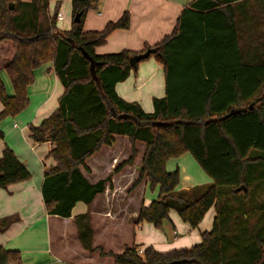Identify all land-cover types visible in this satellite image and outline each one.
Instances as JSON below:
<instances>
[{"label": "trees", "instance_id": "obj_1", "mask_svg": "<svg viewBox=\"0 0 264 264\" xmlns=\"http://www.w3.org/2000/svg\"><path fill=\"white\" fill-rule=\"evenodd\" d=\"M71 25L56 26L59 1L0 0V41L11 42L12 56L3 70L10 81L7 93L0 77V121L15 116L29 104L27 88L34 71L51 62L62 86L57 107L39 123H28V137L48 142L47 157L53 164L44 171L41 195L48 214L67 217L77 201L89 203L102 192L111 175L133 164L136 142L144 143L139 174L158 187L156 198L141 205L137 222L157 229L174 208L191 227L197 226L214 205L212 227L200 233L190 246L158 251L153 246L126 245L121 253L92 246L93 230L87 212L73 218L77 237L89 252L110 256L114 264H264V232L244 227L236 231L242 216L240 205L232 210L224 196L246 189L252 179L250 162L264 154V0H190L171 32L141 51L122 49L98 54L94 48L115 29H127V11L100 30L83 29V19L95 0H71ZM81 12L79 21H73ZM150 49L149 56L161 64L165 93L154 97L153 110L126 101L115 84L136 69L128 59ZM128 137L130 155L104 178L90 182L81 171L85 158L110 145L113 135ZM4 134L0 128V139ZM188 152L212 178L193 192L176 191L179 169L166 168L168 159ZM30 177L13 150L4 145L0 154V188ZM248 207L253 200H249ZM244 207V206H243ZM245 208V207H244ZM0 218V230L17 220ZM230 218L227 236L223 226ZM242 219V218H241ZM245 219H242V223ZM236 222V223H235ZM233 224V226H232ZM232 226V227H231ZM225 243L230 249L225 257ZM245 256V258H243ZM0 264H21L20 250L0 245Z\"/></svg>", "mask_w": 264, "mask_h": 264}, {"label": "crops", "instance_id": "obj_2", "mask_svg": "<svg viewBox=\"0 0 264 264\" xmlns=\"http://www.w3.org/2000/svg\"><path fill=\"white\" fill-rule=\"evenodd\" d=\"M189 1L95 0V8L89 9L84 16L83 29L100 30L107 22L117 20L124 11H127L130 19L129 27L113 30L106 37L105 42L95 46L94 50L98 54L122 49L132 52L141 51L145 46L152 45L171 34L182 8ZM49 2L52 7L56 0ZM71 8V0L59 2L58 9L63 14V20L66 17L70 19L66 27L59 28L56 25L59 29L70 27ZM3 65L0 66V77L6 92L12 93ZM28 88H30L27 90L29 107L31 104L36 107L33 110L21 111L15 117L20 123L1 124L2 120L0 121V128L4 134L0 139V154L4 145L9 146L30 172L28 179L0 188V218L11 214L18 217L5 230H0V245L13 249L19 247L32 254L23 264H114L112 257L101 256L96 250L89 252L81 245L73 218L76 214L84 212L90 215V225L93 230L92 246H101L104 251L114 253H121L126 245L132 244L138 245L141 249L151 245L158 251L190 246L200 241L202 231L212 227L216 213L214 205L207 209L195 227L184 222L177 212L175 215L169 211L170 223L174 227L170 235L165 233L163 223L162 227L157 229L150 222H137L140 206L147 205L152 197V194L146 196L148 183L145 178H142L135 187L130 188L139 174L144 152V143L141 141L136 142L137 157L133 164L126 165L120 171L113 173L110 181L106 182L104 190L96 194L91 202L77 201L71 215L67 217L48 214L43 205L41 183L44 171L53 164V160L46 156L51 146L48 142H33L28 137L27 124L39 123L57 107V98L62 92V86L53 72L51 62L35 69L34 80ZM115 91L124 100L137 102L144 111H152L153 98L162 97L165 93L161 64L153 56L140 60L134 71L131 70L124 80L115 84ZM34 92L37 93L36 97L30 98ZM113 138L110 145L102 144L99 150L85 158L88 170L80 167L92 183L107 176L118 163L130 155L128 137L115 134ZM251 154L260 155L262 158L250 162L252 180L248 187L225 196L226 204L234 211L244 198L253 200L250 207L244 208L240 205L243 211L240 218L235 217L236 212L231 216L236 221L239 220L236 231L245 233L248 231L241 228L248 227L264 232V154L255 150ZM180 165L183 172L182 181H179L176 191L184 190L191 193L193 192L191 188L202 189L212 182V178L201 169L188 152L170 158L166 162L168 170ZM241 218L245 219L242 223H240ZM176 228L179 235L176 233ZM166 232L169 233L170 229H166ZM13 238L15 241L12 244ZM8 242L10 244H7ZM76 244L79 246L78 249L72 251L70 247L73 248ZM35 253L40 256L34 255Z\"/></svg>", "mask_w": 264, "mask_h": 264}, {"label": "rangeland", "instance_id": "obj_3", "mask_svg": "<svg viewBox=\"0 0 264 264\" xmlns=\"http://www.w3.org/2000/svg\"><path fill=\"white\" fill-rule=\"evenodd\" d=\"M61 11V10H60ZM69 22H70V19H69V17H66V19H64L63 21H57L56 22V25L60 28V27H66V26H68L69 25ZM11 56H12V49H11V42L9 41V40H7V39H5V40H1L0 41V66L2 65V64H4L8 59H10L11 58ZM150 57H152V56H150ZM2 72V71H1ZM28 89H30V88H27V90ZM35 95H37V93H35L34 92V95L33 96H31L30 98H35L36 96ZM35 96V97H34ZM28 98H29V96H28ZM36 106L35 105H33V104H31L30 105V107H29V104L26 106V108L25 109H23L22 111L24 112V111H28V109L29 110H33L34 108H35ZM20 113V112H19ZM19 113L18 114H16L14 117H6V118H4V119H2V121H1V124L2 123H8V124H12V122H17V123H20L19 122V120L17 119V118H15L17 115H19ZM9 121V122H8ZM0 124V125H1ZM176 166V165H175ZM168 167H169V165H168ZM182 166L180 165L179 167H178V169H179V181L181 182L182 180V174H183V172H182ZM200 169V168H199ZM203 173V172H202ZM227 188H225V189H221V194H220V196H219V199H220V201L222 202V197H224L225 198V196H222L223 194H224V192H226L227 190H226ZM157 192H158V188L157 187H151L150 185H147L146 186V196H147V194H152L151 196V200L153 199V198H156V196H157ZM248 203H250V201L249 200H246V198H244L243 199V206L246 208V207H248ZM170 212L172 213V214H177L176 213V210L174 209V208H171L170 209ZM228 223L227 224H225V226H223V230L225 231L223 234L225 235V236H227V233H228V231H229V228H230V224H231V221H230V218L228 219V221H227ZM163 226H164V231H165V233L167 234V235H170L171 234V232H172V229H174V227L171 225V223H170V219H169V214H168V218L167 219H165L164 220V222H163ZM168 227V228H167ZM166 229H170V232L169 233H167L166 232ZM179 230V229H178ZM176 233H177V235H179V233L177 232V228H176ZM264 234V233H263ZM109 240L111 239V237H107ZM114 241H115V239H113ZM118 240V239H117ZM15 241V239L13 238V241H12V244H13V242ZM9 242H11V241H9ZM7 243V244H10V243ZM118 243V242H117ZM116 243V244H117ZM223 244H224V248H225V257H226V260H228L229 259V257H230V255H231V251H230V249H227V247H226V245H225V243L223 242ZM78 245L76 244V245H74L73 246V248L72 247H70L71 248V250L72 251H76L77 249H78ZM18 249H20V254H21V264H23L24 263V261H25V259L27 258V257H30V256H32V254H30V253H27L26 251H23L21 248H19V247H17ZM69 248V249H70ZM34 255H37V256H40V254H34ZM243 258H245V256L243 257Z\"/></svg>", "mask_w": 264, "mask_h": 264}, {"label": "water", "instance_id": "obj_4", "mask_svg": "<svg viewBox=\"0 0 264 264\" xmlns=\"http://www.w3.org/2000/svg\"><path fill=\"white\" fill-rule=\"evenodd\" d=\"M80 14L81 12H77L75 16L73 17V21L75 22L79 21ZM149 53H150V49H146L145 51L140 52V53H135L129 57L128 61L130 64L135 65L136 62L148 57Z\"/></svg>", "mask_w": 264, "mask_h": 264}, {"label": "built area", "instance_id": "obj_5", "mask_svg": "<svg viewBox=\"0 0 264 264\" xmlns=\"http://www.w3.org/2000/svg\"><path fill=\"white\" fill-rule=\"evenodd\" d=\"M56 1H59V2H63L65 0H56ZM56 19L57 20H63V14L62 12L58 9L57 12H56ZM141 248L138 249V252L140 253L141 252Z\"/></svg>", "mask_w": 264, "mask_h": 264}]
</instances>
